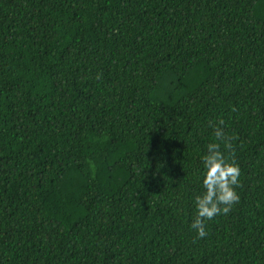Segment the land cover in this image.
Wrapping results in <instances>:
<instances>
[{
    "label": "trees",
    "instance_id": "trees-1",
    "mask_svg": "<svg viewBox=\"0 0 264 264\" xmlns=\"http://www.w3.org/2000/svg\"><path fill=\"white\" fill-rule=\"evenodd\" d=\"M0 264H264V0H0Z\"/></svg>",
    "mask_w": 264,
    "mask_h": 264
},
{
    "label": "clouds",
    "instance_id": "clouds-1",
    "mask_svg": "<svg viewBox=\"0 0 264 264\" xmlns=\"http://www.w3.org/2000/svg\"><path fill=\"white\" fill-rule=\"evenodd\" d=\"M224 125L223 119L212 125L214 140L206 145V151L200 157L202 191L192 198L194 216L189 225L195 230L198 238L207 235L206 221L229 213L233 204L239 201L236 188L240 183V169L234 160L221 150V143L225 150L231 148V137L225 133Z\"/></svg>",
    "mask_w": 264,
    "mask_h": 264
}]
</instances>
